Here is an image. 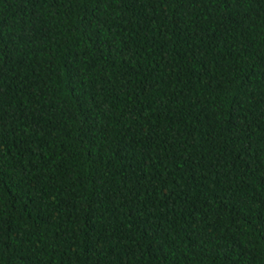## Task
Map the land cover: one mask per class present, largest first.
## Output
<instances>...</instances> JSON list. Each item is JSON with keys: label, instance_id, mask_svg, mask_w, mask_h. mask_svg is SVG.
<instances>
[{"label": "trees", "instance_id": "obj_1", "mask_svg": "<svg viewBox=\"0 0 264 264\" xmlns=\"http://www.w3.org/2000/svg\"><path fill=\"white\" fill-rule=\"evenodd\" d=\"M0 29V264H264V0H0Z\"/></svg>", "mask_w": 264, "mask_h": 264}, {"label": "snow or ice", "instance_id": "obj_2", "mask_svg": "<svg viewBox=\"0 0 264 264\" xmlns=\"http://www.w3.org/2000/svg\"><path fill=\"white\" fill-rule=\"evenodd\" d=\"M0 35H2V29H0ZM4 55V49L0 48V58H2ZM4 67H6V65H3Z\"/></svg>", "mask_w": 264, "mask_h": 264}]
</instances>
